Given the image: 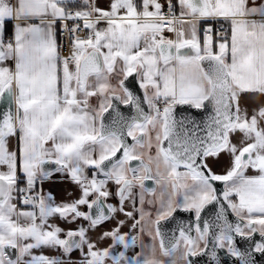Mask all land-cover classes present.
Returning <instances> with one entry per match:
<instances>
[{"label": "snow or ice", "instance_id": "snow-or-ice-1", "mask_svg": "<svg viewBox=\"0 0 264 264\" xmlns=\"http://www.w3.org/2000/svg\"><path fill=\"white\" fill-rule=\"evenodd\" d=\"M100 2L0 0V264H257L264 0Z\"/></svg>", "mask_w": 264, "mask_h": 264}, {"label": "flooded vegetation", "instance_id": "flooded-vegetation-1", "mask_svg": "<svg viewBox=\"0 0 264 264\" xmlns=\"http://www.w3.org/2000/svg\"><path fill=\"white\" fill-rule=\"evenodd\" d=\"M154 154V153H153ZM149 186H150V182H149ZM112 203H115V201H111ZM175 215V219L174 220H170L168 222H164L163 224V228L166 232L169 233V235L171 234V230L176 228L178 223H184V224H189L191 223L193 216L190 213H185V212H177L174 214ZM209 215H211V212H209L207 209L205 210V212L203 213V216L205 218H207ZM229 215V218L233 220V217ZM122 218V217H121ZM129 229L127 227L121 229L122 232H127ZM178 234V232H177ZM143 240L146 244L151 243V238L149 236H147L146 234L143 236ZM241 241L239 238L236 239V244L238 248L244 249L246 248L247 242L246 241H242L243 244H241ZM220 256L222 258V264H232L234 263V258H230L225 251L221 250L220 251ZM157 255H159V251L157 250ZM193 261V264H208V257L207 256H199V257H191L190 258Z\"/></svg>", "mask_w": 264, "mask_h": 264}, {"label": "crops", "instance_id": "crops-1", "mask_svg": "<svg viewBox=\"0 0 264 264\" xmlns=\"http://www.w3.org/2000/svg\"><path fill=\"white\" fill-rule=\"evenodd\" d=\"M160 2H161L162 4H164V3L166 2V0H160ZM100 6H101V7H106V0H101V2H100ZM223 26H224V27H228V25H226V24L223 25ZM169 35H170V34H169ZM245 101L249 102V107L252 106L251 98H250V97H244V100L242 101V103H244ZM12 143H13V146H14V144H15V140H13ZM45 187L47 188L48 185H46ZM63 188H69V190H71V189H70V186H68L67 184L59 186V187L56 189V192H57V196H56L57 201H60V200H63V199L66 198L65 195H64V193H63V191H62ZM62 226H63V225H62ZM106 227H107V226H106ZM44 254H46V255H50V256H51V255H59V253H57V252H53V251H50V250H44ZM71 259H72L73 261H78V259H79V253H77V252L72 253V254H71Z\"/></svg>", "mask_w": 264, "mask_h": 264}, {"label": "water", "instance_id": "water-1", "mask_svg": "<svg viewBox=\"0 0 264 264\" xmlns=\"http://www.w3.org/2000/svg\"><path fill=\"white\" fill-rule=\"evenodd\" d=\"M205 67H207V65H205ZM134 84H135L134 80H131V79H130V81H129V87H133ZM4 106H6V105H5V102H4V101H0V107H4ZM218 187H220L221 190H222V186H218ZM207 210H208L209 212L212 213V211H213V206H211V205L208 206ZM231 218H232V217H231ZM234 219H235V218L233 217V220H234ZM253 240H254V241H259V240H260L259 235H258V234L254 235ZM241 244H243L242 241H241ZM255 260H256L257 264H264V255H261V254H255ZM232 264H234V263H232Z\"/></svg>", "mask_w": 264, "mask_h": 264}, {"label": "built area", "instance_id": "built-area-1", "mask_svg": "<svg viewBox=\"0 0 264 264\" xmlns=\"http://www.w3.org/2000/svg\"><path fill=\"white\" fill-rule=\"evenodd\" d=\"M165 5V11L166 9V2L163 4ZM214 29H220L221 28V23H214L213 25ZM78 35H83V33H78ZM58 39V43H61L64 45L63 49H62V54L63 55H67L68 54V48H67V39L66 38H62L61 36L58 35L57 37Z\"/></svg>", "mask_w": 264, "mask_h": 264}]
</instances>
